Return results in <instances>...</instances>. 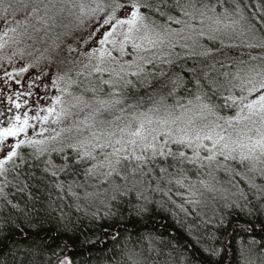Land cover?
<instances>
[{
	"label": "trees",
	"instance_id": "trees-1",
	"mask_svg": "<svg viewBox=\"0 0 264 264\" xmlns=\"http://www.w3.org/2000/svg\"><path fill=\"white\" fill-rule=\"evenodd\" d=\"M153 2L161 3L162 10L177 19H188L175 8V0ZM187 2L181 0L182 4ZM193 2L198 9L214 6L216 12L209 11L208 16L225 10L234 14L238 3L248 20L240 22L235 35L217 33L214 42L201 40L212 50L208 57L180 61L171 68L162 65L164 77L148 75L142 78L143 83L131 77L133 85L121 90L129 103L143 98L142 109L147 108V96L152 93L156 99L163 96L167 106L195 99V78L204 85L201 91L210 94L207 80H214L227 95L241 71L264 63L260 59L264 48L246 47L245 42L257 41L251 40V34H239L248 33L250 21L258 30L256 34L264 38V28L252 19L253 14L264 19V0ZM150 15L157 22L164 20L157 13ZM253 56L258 59L253 60ZM189 70H194V76ZM156 71L152 66L147 68L148 73ZM170 78L178 83L182 78L183 86L173 92L176 86ZM212 102L222 104L215 99ZM218 110L228 114L234 109ZM19 153L23 159L16 158L1 177L0 264H58L56 254L69 256L73 264H131V253H135L138 264H264V176L260 174L264 164H258L255 172L238 165L231 171L208 166L207 162L199 167L157 157L135 173L131 170L133 162L131 167H122L120 175L105 180L86 176L85 168L90 164H75L76 154L71 149L39 159L30 147H22ZM64 155L70 158L66 168ZM162 167L167 171L161 173ZM236 171L246 173L253 186L240 180ZM177 179H183V188L177 186ZM192 180L204 182L196 195L187 188ZM241 188L244 196L239 194ZM185 197L197 203H187ZM137 208L142 209L140 214ZM108 212L113 215L107 216ZM207 249H214L218 255L210 256Z\"/></svg>",
	"mask_w": 264,
	"mask_h": 264
},
{
	"label": "snow or ice",
	"instance_id": "snow-or-ice-1",
	"mask_svg": "<svg viewBox=\"0 0 264 264\" xmlns=\"http://www.w3.org/2000/svg\"><path fill=\"white\" fill-rule=\"evenodd\" d=\"M175 8L180 11L182 17H188L187 20L177 19L173 15L162 10L161 3H154L153 0H94L93 3H73L72 7L78 9L76 19L83 24L85 18L95 24L91 29L80 37V44L83 49L69 47V53L80 52L83 58L80 60L61 56L57 62V72L61 71L60 65L81 66L83 68L91 67L93 72L100 77L101 85H108L113 89L108 94V98H101L93 95L91 100H85L83 96L74 97L77 104L71 107L83 105L90 109L85 114L84 119L74 121L68 127H61L59 131L50 136L49 139L56 140L63 133H71L75 129L76 133L82 136V139L69 137L66 147L76 154L74 163L90 164L85 168L86 176H102L105 180L113 175H120L122 167H131L135 162V167L131 168L135 173L142 169L147 161H155L157 157L167 160L169 157L173 161H179L181 164L188 163L203 167L207 162L208 166L216 165L217 168L235 171L238 165L240 168L247 167L248 172H255L258 164H264V63L250 66L243 76L237 75L234 79L238 83H232L231 91L224 95L218 87V81L207 80L209 92L201 91L204 85L199 78H195L197 94L195 101L188 100L187 105L178 104L179 115L174 110L176 106L164 105V97L156 99V93L148 94L147 102L149 106L144 107L143 98L136 99L129 103L128 98L116 90V82L123 81L125 88L133 85L130 77H135L141 83L142 78L148 75H158L164 77L166 72L162 65L171 68L172 65L180 61H186L195 57H208L212 55L210 48H205L201 40L207 39L214 42L217 39V33L237 34V26L242 20H248L244 9L237 3L235 13L225 10L222 13L208 17L209 11L215 13V7L203 5L197 8L193 0H188L182 4L181 0H175ZM164 7H173L165 4ZM56 8V4L49 0V3H43V0H0V20L5 23V28L0 33V39L8 37V34L15 33L17 28L27 21L37 18L41 11L45 16ZM63 7L60 11H63ZM18 12L24 13V19H16ZM151 13H157L164 18L163 22H157L151 17ZM200 19L197 21L196 16ZM9 15L12 19L9 20ZM264 16V11L261 12ZM234 17H239L236 19ZM205 19H210L214 27L210 26L207 30L201 27L197 30L194 21L204 25ZM253 20H257L261 28H264V19H258L255 14ZM40 22H46L44 17H39ZM151 20V24L148 21ZM180 25L179 28H173L171 25ZM257 28L250 21L248 22V33L240 31V35L251 34V40L257 42H245L248 48H264V38L257 35ZM191 41V43H189ZM6 42V41H5ZM99 43V49L92 48V45ZM111 45V48L108 46ZM4 45L0 44V48ZM131 51H128V49ZM167 48L165 52L164 49ZM179 49V51H177ZM99 52V55H97ZM119 53V57L113 55ZM131 56V60H124V57ZM253 60L258 58L253 56ZM264 60V57L260 58ZM93 61H96L93 64ZM106 62H111L116 67H105ZM152 66L157 69L155 73H148L147 68ZM21 72H26L27 68H21ZM194 76V70H189ZM109 75V79H103L104 74ZM82 74V73H78ZM11 76V73H6ZM227 75V74H225ZM64 76L57 75L52 80L53 87ZM171 83L176 87L173 92L182 87L184 82L182 78L180 83L176 78H170ZM231 83V82H230ZM33 87L29 83L28 88ZM95 93L96 89H90ZM239 95H236V91ZM56 91L63 92L64 89L56 88ZM101 91L103 89L101 88ZM31 95V91L26 93ZM173 93H169L172 95ZM21 93H17L16 99L19 100ZM11 100V97L9 98ZM222 101L213 103V100ZM26 103V102H25ZM61 105L59 111L56 106ZM161 105H164V111L161 112ZM13 106L16 109L21 108V103L15 102ZM234 109V115H221L219 108ZM131 109V118L124 119ZM83 110V109H82ZM118 111L114 120L106 121L97 119L103 113H113ZM45 115L41 116L39 113ZM69 115V109L63 107L61 96H55L52 99L51 106L38 110L35 116L29 117L24 112L23 117L16 114L14 117H8L5 112L0 111V174L8 171L7 165L14 159H23L18 149L22 145L34 148L36 158L39 159L47 148V141L36 139V136L43 137L44 132L48 131L43 127L49 122L50 117L53 124H60L62 119ZM38 121L41 125L39 132H34L33 138L28 137V129L34 128L29 121ZM119 122V123H117ZM87 132L88 135L83 134ZM24 139H18L21 135ZM14 141V142H13ZM176 146V150L173 149ZM63 153L65 149L59 150ZM190 151L192 154L188 155ZM206 153V155H202ZM65 161L63 168L68 167L69 156L64 155ZM222 158V159H221ZM51 164V160L47 161ZM63 168L61 170H63ZM47 171V169H45ZM166 168H160V172H166ZM240 180L253 185L248 180L246 173L236 171ZM264 176V169L260 170ZM52 175H56L55 171ZM122 179H127L122 176ZM103 182V181H102ZM178 187L183 188V179L175 181ZM119 188L118 185L115 186ZM71 192V189H69ZM74 194V193H73ZM123 194V193H122ZM239 194L244 196V190L241 188ZM246 198V197H245ZM115 199V196H113ZM187 203H197L185 197ZM142 209L137 208V214ZM107 216L113 213H106ZM264 230V229H262ZM64 247H68L67 244ZM209 255H218L214 249H207ZM58 264H73L71 258L67 255L59 257ZM244 250H241V256ZM131 264H138L135 260V253L129 254ZM243 264V262H242Z\"/></svg>",
	"mask_w": 264,
	"mask_h": 264
},
{
	"label": "rangeland",
	"instance_id": "rangeland-1",
	"mask_svg": "<svg viewBox=\"0 0 264 264\" xmlns=\"http://www.w3.org/2000/svg\"><path fill=\"white\" fill-rule=\"evenodd\" d=\"M52 2L56 4V8L52 9L47 16L41 11L37 18L27 21L25 24L19 26L15 33L10 32L8 37L0 39V44L4 45L0 48V111L5 112L8 117H14L16 114H20L21 117H23L24 112H27L29 117H32L38 113L39 109L51 106L52 99L55 96H61L63 107L69 109V115L64 117L60 124H53L51 122L52 118L50 117L49 122L43 126L47 128L48 131L44 132L43 137H35L36 139H44L47 141L45 145L47 151L43 155H51L52 152H55L54 149L59 150L62 147L65 150L68 149L66 145L69 142V137L74 138L71 142H75V139L83 138L73 129L71 133L65 132L60 137H57L56 140L49 139V137L54 135L55 131H59L61 127H68L73 124L74 121L83 120L85 114L90 111V109L85 108L82 104L77 107H71L73 104H77L74 97L83 96L85 100H91L93 95L101 98H108L109 92L113 90L110 89L108 85L100 84L99 75L95 74L91 67L83 68L69 63L66 66L60 65L61 71L59 73L57 72V62L61 56L70 57L75 60L83 58L82 53H69L68 48H76L79 45V47L83 49L84 45L80 44V37L85 32L89 31L95 24V21L89 23L87 18H85V22L81 24L76 19L78 9L72 7L73 3H93L94 0H52ZM43 3L47 4L49 0H43ZM61 7L64 9L63 11H60ZM39 17H44L46 22H40ZM8 18L11 20V15H9ZM16 19L23 20L24 13L18 12L16 14ZM148 23L151 24L149 21ZM193 24L197 30L201 27L205 30L210 26L214 27L210 19H205L204 25H200L197 22ZM240 27V25L237 26V28ZM4 28L5 23L0 20V33H2ZM189 43H191V41H189ZM100 47L101 45L96 43L92 45L88 51H92V48L99 49ZM108 47L111 48V45ZM128 51H131L130 47ZM164 51H167L166 47ZM97 55H99V52H97ZM113 55L119 57L118 52H114ZM124 60H131V56L124 57ZM95 63L96 61H93V64ZM104 66L109 68L116 67V65H113L111 62H106ZM21 68H27V71L21 72ZM246 71H241L239 76H243ZM6 73H11L12 75L9 77ZM78 73L82 74L78 75ZM58 74L64 76V79L57 83L56 88L64 89L65 91L63 92L56 91V88H54L52 84V80L55 79ZM109 78V75L105 73L103 79L107 80ZM129 79H131V77ZM29 83L33 84L31 89L28 88ZM236 83H238V81H236ZM115 87L117 91L121 92V90L124 89L123 81L116 82ZM93 88L96 89L95 93L90 90ZM101 88L103 91H101ZM28 91L32 93L30 96L26 94ZM17 93H21L19 100L16 99ZM121 94L128 98L126 94L122 92ZM235 94L239 95L240 93L237 90ZM10 97L11 100L9 99ZM188 100L179 104L187 105ZM192 100L194 104L197 103L194 98ZM15 102L21 103L22 106L20 109H16L13 106ZM172 106H176L174 110L176 114L179 115L178 104ZM60 108L61 105L58 104L56 106L57 111H59ZM163 111L164 106H161V112ZM234 113L235 110L228 114L220 112L221 115H234ZM39 114L41 116L45 115L43 112ZM130 114L131 111H129V114L125 116L124 119H130ZM116 115H120V113L118 111L111 114L103 113L99 115L97 119L110 121L114 120ZM29 123L34 125V128L28 129V137L33 138L34 132H39L41 130V125L38 121L31 119ZM83 135L86 136L88 133L85 132ZM24 138L23 134L18 137V139ZM24 146L28 147L22 145L21 148ZM20 149H18L19 152ZM191 154L192 153L188 151V155ZM202 155H206V153L202 152ZM11 163L12 162H9L6 167L8 168ZM2 175H4V173L0 174V189L2 185ZM97 176L104 178L99 175ZM187 183L188 191L194 195H196L197 191L204 185L203 181L198 182L192 180Z\"/></svg>",
	"mask_w": 264,
	"mask_h": 264
}]
</instances>
